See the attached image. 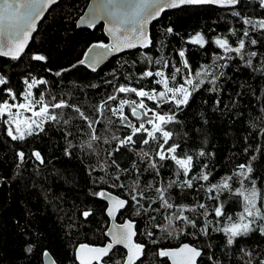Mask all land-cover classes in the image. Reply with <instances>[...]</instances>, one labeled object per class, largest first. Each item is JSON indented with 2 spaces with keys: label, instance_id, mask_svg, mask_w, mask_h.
I'll return each mask as SVG.
<instances>
[{
  "label": "trees",
  "instance_id": "obj_1",
  "mask_svg": "<svg viewBox=\"0 0 264 264\" xmlns=\"http://www.w3.org/2000/svg\"><path fill=\"white\" fill-rule=\"evenodd\" d=\"M89 1L61 0L39 25L19 60L0 57V73L8 79L7 87L17 94L26 89L25 79L44 78L49 83L33 90L37 98L44 93L49 101L53 97L57 101L63 99L78 107L89 120H101L100 124H94L100 139L92 149L86 147L90 139L86 121L69 108L56 110L62 113L59 123H45L44 131L27 136L24 141H13L6 134L5 124L0 122V264H42L45 251H49L58 264H77L74 254L79 245L102 246L107 240L106 204L93 193L105 189L130 201L129 189L138 181L140 189L149 197L148 201L141 200L140 203L148 205L149 201H156L149 185L164 186L173 180L184 179L176 176L177 168L171 160L158 161L165 165L159 169L158 176L148 169L147 162L138 153L142 148L154 157L155 143L139 145L134 151L122 150L109 157L108 152L116 146L111 137L124 138L129 130L111 115L109 108L115 106L114 102H110L99 116L98 106L114 94L119 84L160 90L154 83L155 78L140 79L139 74L147 67L153 70L159 67L146 65L144 53L182 66L177 52L184 49L194 76L201 65H210L213 57L222 53L212 43L215 38H229L234 46L241 30L247 27L243 24L244 17L264 19V8L259 6V0H240L230 9L198 6L168 11L151 25V48L116 56L93 72L86 66L71 68L88 46L107 43L102 25L93 29L76 27ZM234 11L242 15L234 16ZM167 28H172L173 33H166ZM232 30L237 35H232ZM250 32L258 41L255 46L249 44L246 47L247 52H257L251 67L239 58L228 61L229 66L223 69L224 74L215 85L206 82L192 93L186 106L176 109L174 105H167L160 109L162 113H175V122L167 125V129L174 133L169 143L179 145L178 158L193 157L188 178L207 172L209 180L193 179L191 189L179 184L168 189L170 202L175 206L173 209L161 208L158 201L142 210L130 203L120 213L119 222L125 219L136 222L137 242L146 248L144 258L138 264H169L167 259L158 256V251L183 243L202 251L199 264L264 262V235L259 231L239 238L233 246H228L224 233L218 231L228 223L227 217L235 219L243 210V198L233 194L240 187V179L235 175L238 165L251 166L245 187L251 188L254 181L260 197H264V33L251 29ZM196 33L205 36L208 41L205 47L185 43ZM33 54L44 55L46 62L32 60ZM61 69L70 71L55 76L54 73ZM165 71L168 75L172 68ZM182 71L187 73L186 69ZM177 82H182L179 76ZM128 95L134 97V94ZM120 97L127 98L124 94ZM7 98L6 93L0 91V100ZM18 102H21L19 95ZM146 104L149 108L155 107L153 102ZM125 111L128 114L127 108ZM65 120L68 123H64ZM105 140L109 142L105 143ZM66 150L72 154L66 155ZM21 151L25 153L23 164L17 156ZM34 151L40 152L44 163L35 159ZM111 159H115L119 167L112 165ZM117 175L119 181L115 179ZM228 176L233 177L229 181L232 192L208 191L211 185L221 184ZM114 184L125 187H114ZM214 196L219 198H210ZM200 204L205 208L201 209ZM218 205L224 211L220 218L214 213ZM181 206L186 209L183 214L195 221V227L177 220L173 222V234L167 235L162 230L168 223L166 217ZM257 206L264 209V199H258ZM155 208L159 211H153ZM84 211H90L91 215L83 217ZM137 211H140L139 215ZM205 228L207 234L202 231ZM246 252L251 255H245ZM124 259L123 249L116 248L108 262L120 264Z\"/></svg>",
  "mask_w": 264,
  "mask_h": 264
},
{
  "label": "snow or ice",
  "instance_id": "obj_2",
  "mask_svg": "<svg viewBox=\"0 0 264 264\" xmlns=\"http://www.w3.org/2000/svg\"><path fill=\"white\" fill-rule=\"evenodd\" d=\"M57 2L58 0H0V57H9L13 61L19 60L29 39L36 31L37 22L42 19L48 8ZM239 3L240 0H94L93 4L89 6L90 10L79 18L76 26L83 25L88 28H95L100 21H106L108 24L106 34L111 38V43L97 42L91 44L82 53V57L71 65V68L86 66L95 72L98 66L113 54L138 47L151 48L153 40L147 30L148 25L168 9L192 5H227L235 7ZM259 6L264 8V0H259ZM232 15L240 17L242 14L234 11ZM243 24L247 27L241 30L234 46L230 44L229 38L217 37L212 41L218 49L222 50V53H217L210 65H201L194 76L184 49L177 52V55L181 58L182 66L171 64L170 61L163 58L154 59L144 53L143 58L146 65H158L159 67H156L155 70L152 67H147L139 74L140 79L150 80L155 78L154 83L159 86L160 90L153 88L149 91L145 90L143 86L138 89L129 84H119L116 86L114 94L109 95L98 106L99 116L102 115L103 109L110 102H114L115 106L109 108L111 115L117 117L120 124L129 130L124 138L111 137V140L116 141V146L113 151L108 152L109 157H114L116 153L122 150L134 151L139 145L148 146L155 143L154 157L142 148L138 153L140 158L147 162L148 169L158 176L160 174L159 169L165 166L163 163H158V161L171 160L177 168L176 176L184 178L173 180L164 186L149 185L148 187L152 189L156 196V201H149L148 205L140 203L141 200L148 201L149 197L145 191L140 189L138 181L129 189L130 201L125 198H116L105 189L93 193V195L111 203L112 206L106 209L110 218L114 220V212L127 208L130 203L136 206L137 209L142 210L146 206L151 207L152 203L158 201L161 208L173 209L175 206L170 202L168 189L177 184L182 188L191 189L193 188V179L209 180L207 172H201L199 176L188 178L193 157L188 155L184 158H178L176 153L179 145L169 143L174 133L167 129V125L175 122V113H162L160 109L167 105H174L176 109L186 106L192 93L198 91L206 82L215 85L216 80L224 74L223 69L229 66L228 61L239 58L245 62L246 66L251 67L253 65V58L257 57V52H247L246 47L249 44L255 46L258 41L252 38L250 29L252 32L264 33V19L254 20L251 17H244ZM165 32L171 34L173 29L167 28ZM231 34L237 35V32L232 30ZM185 43L203 48L208 41L203 34L196 33L189 37ZM31 59L39 62H46L47 60L41 54H33ZM220 61H225V63H219ZM169 67L172 68V72L166 75L165 70ZM183 69L187 70L186 74L182 71ZM49 71L51 70L49 69ZM66 71H70V69H61L55 72L54 75L59 77ZM178 76L182 82H177ZM48 83L44 78L32 77L31 79H25L26 89L22 94H17L7 87L8 79L0 73V91L5 92L8 97L0 100V120H3L6 126L7 136L13 141H24L27 136L44 131L43 125L46 122L59 123V116L62 113H57L56 110L69 108L86 121L90 129V139L86 147L92 149L95 142L100 139L96 134L94 124H100L101 120L99 118L95 121L89 120L78 107L70 105L63 99L57 101L53 97L49 101L46 100L44 93H40L37 98L33 90ZM120 94H124L127 98L120 97ZM128 94H134V97ZM18 95L22 102H18ZM145 98L152 101L155 107L149 108L145 103ZM125 108L128 109V114H125ZM133 120L138 121V126ZM64 123H68V121L65 120ZM104 142L108 143L109 141L105 140ZM65 154L71 155L72 153L66 150ZM32 155L37 161L44 163L39 151H34ZM200 155L203 156L204 153L201 152ZM17 156L21 162L24 161V152L17 153ZM110 163L119 167L115 159H111ZM237 167L238 170L235 175L240 179V187L235 189L233 194L243 198V210L235 219L231 216L227 217L228 223L218 229V231L224 233L228 246L237 244L239 238L247 237L255 231H259L260 234L264 235V209L257 206V200L264 199V197H260L254 181L250 189L245 187L244 181L250 178L251 166L241 164ZM232 178V176H228L224 178L221 184L211 185L208 191L212 192L215 189L218 193L224 190L232 192L229 183ZM115 179L119 181L120 176L117 175ZM113 186L125 187L123 184H114ZM210 198L218 199L219 197ZM199 207L203 209L205 205L200 204ZM153 211H159V208H155ZM185 211L186 209L181 206L170 217H166L168 223L166 228L162 230L167 235L173 234V222L177 220L195 227V221L190 220L189 217L183 214ZM214 213L217 218L224 216L222 206H216ZM137 214L139 215L140 211H137ZM82 215L87 218L91 215V212L84 211ZM206 215L207 213H205ZM202 231L207 234V228ZM106 235L110 237V240L102 247H92L87 244L78 246L76 258L79 260V264H93V261L96 264H102L104 258L109 256L117 245H122L127 249L125 259L120 264H136L144 245L133 241V237L136 235L133 221L128 220L123 224L113 226ZM147 235L151 237L152 233H147ZM153 243H156V241L153 240ZM27 250L30 252L32 249L29 247ZM241 251L244 250L241 249ZM42 255L48 256L49 253L45 251ZM201 255V250L188 244H183L173 250L161 249L158 251L159 257L168 258L172 264H197V258ZM245 255L250 256L251 253L246 252ZM261 264H264V262H261Z\"/></svg>",
  "mask_w": 264,
  "mask_h": 264
},
{
  "label": "water",
  "instance_id": "obj_3",
  "mask_svg": "<svg viewBox=\"0 0 264 264\" xmlns=\"http://www.w3.org/2000/svg\"><path fill=\"white\" fill-rule=\"evenodd\" d=\"M60 1H61V0H58V2H57L56 4L51 5V6L48 8V10L45 12V14H44V16L42 17V19H40V20L37 22V28H36V31L32 34V37L29 39V42H28L27 46L25 47L24 52L21 54V56L27 51V49H28V47H29V45H30V43H31V41H32V39H33V37L36 35V33H37V31H38L39 25L42 23V21H43L44 18L47 16V14L50 12V10H51L54 6H56ZM93 2H94V0H90V1H89L88 5L86 6V8H85V10H84V12L82 13L81 16L85 15V14L90 10L89 6H90L91 4H93ZM198 6H214V7L221 8V9H230V8H235L237 5H236L235 7H233V6H227V5H192V6H183V7H198ZM183 7H181V8H183ZM181 8H177V9H168V10H166L165 12L173 11V10H178V9H181ZM165 12H164V13H165ZM164 13H163V14H164ZM163 14H162V15H163ZM162 15H161V16H162ZM81 16H80V17H81ZM161 16H160L158 19H160ZM80 17H79V18H80ZM158 19L153 20V21L148 25L147 30H148L149 34H150V28H151V25H152L155 21H157ZM78 21H79V19L77 20L76 25H77ZM100 25L103 26V32H104L105 37L107 38V43H111V38L106 34V29H107V27H108L107 22H106V21H100V22L96 25V27H97V26H100ZM76 27H77V26H76ZM77 28H78V29H93V28H88V27L83 26V25L80 26V27H77ZM150 36H151V34H150ZM148 49H149V48H148ZM136 50H147V49L139 48V47H138V48H134V49H126V50H124V51H122V52H119V53L113 54V55H111L106 61L102 62V63L98 66L97 70H98L99 68H101L102 66H104L106 63H108L112 58H114V57H116V56H119V55H121V54H124V53L133 52V51H136ZM6 58H9V57H6ZM20 164H23V162L20 161ZM106 191H107V190H106ZM108 192H109V191H108ZM109 193H111V192H109ZM111 194H112L114 197H116V198H121L120 196H118V195H116V194H114V193H111ZM99 199H100L101 201H103V202L106 204V209L112 206L111 203H110L108 200H104V199H101V198H99ZM125 209H126V208H125ZM125 209H121V210H119V211H117V212H114V216H115V219H114V220H113L112 218H110V217L107 215V211L105 210V215H106V217H107L108 220H109L108 227H107V229H106V231H105V237L107 238V242H106L105 244H107V243L109 242V240H110V237H108V236L106 235V233L109 231L110 228H112V227L115 226V225L123 224V223H125L126 221L130 220V219H125L122 223H120V222L118 221V217H119L120 213L123 212ZM131 221H132V220H131ZM133 222H134V221H133ZM134 225H135L136 235L133 237V241H134L135 243H138V242H137V236H138V235H137V230H136V222H134ZM105 244H104V245H105ZM183 244H188V245L191 246V247H195V246H193V245H191V244H189V243H183ZM183 244H181L180 246H182ZM87 245H88V244H87ZM104 245H102V246H104ZM89 246H92V245H89ZM102 246H92V247H102ZM180 246L175 247V248H166V250L177 249V248H179ZM116 248H121V249H123V250L125 251V253H127V249H126V248H124L122 245H117V246H115V247L113 248V250H112V252L109 254V256L113 253V251H114ZM195 248H196V247H195ZM197 249H198V248H197ZM145 250H146V248H145V246H144L143 251H142V253L140 254L139 259L136 260V264H138V262H140V261L144 258ZM199 250H200V249H199ZM46 252L49 253V255H48V256H42V264H58V262L55 260V258L53 257V255H52L49 251H46ZM77 252H78V247L76 248V250H75V254H74V255H75V261H76V263L79 264V260L76 258V257H77ZM201 252H202V251H201ZM109 256H107V257L104 258V261L102 262V264H111V263H106V262H105L106 259H107ZM200 258H201V256L197 258V264H199V260H200ZM163 259H167V261L169 262V264H172L171 260H169L168 258H163ZM93 264H96V262L93 261Z\"/></svg>",
  "mask_w": 264,
  "mask_h": 264
},
{
  "label": "rangeland",
  "instance_id": "obj_4",
  "mask_svg": "<svg viewBox=\"0 0 264 264\" xmlns=\"http://www.w3.org/2000/svg\"><path fill=\"white\" fill-rule=\"evenodd\" d=\"M148 100L145 98V103L147 102ZM22 102V101H21ZM150 102H152V101H150ZM126 109V108H125ZM125 114H126V111H125ZM6 118V117H5ZM0 122H3V120H0ZM133 122L134 123H136L137 124V126H138V122H136L135 120H133ZM4 123V122H3ZM47 123V122H46ZM44 126V125H43ZM150 127V126H149ZM250 189V188H249Z\"/></svg>",
  "mask_w": 264,
  "mask_h": 264
},
{
  "label": "flooded vegetation",
  "instance_id": "obj_5",
  "mask_svg": "<svg viewBox=\"0 0 264 264\" xmlns=\"http://www.w3.org/2000/svg\"><path fill=\"white\" fill-rule=\"evenodd\" d=\"M122 222H123V221H122ZM122 222H120V223H122ZM108 224H109V220H108ZM106 239H107V238H106ZM106 242H107V240H106ZM106 242H105V243H106ZM139 244H140V243H139ZM123 251H124V250H123ZM124 252H125V251H124ZM125 256H126V253H125ZM108 258H109V257H108ZM108 258H107L106 261H105L106 263H109V262H108Z\"/></svg>",
  "mask_w": 264,
  "mask_h": 264
}]
</instances>
